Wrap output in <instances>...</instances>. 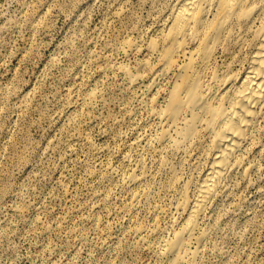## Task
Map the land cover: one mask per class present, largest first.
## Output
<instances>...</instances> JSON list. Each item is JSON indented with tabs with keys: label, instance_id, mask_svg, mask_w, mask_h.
<instances>
[{
	"label": "rangeland",
	"instance_id": "rangeland-1",
	"mask_svg": "<svg viewBox=\"0 0 264 264\" xmlns=\"http://www.w3.org/2000/svg\"><path fill=\"white\" fill-rule=\"evenodd\" d=\"M175 1L0 0V264H166L179 187L191 180L193 194L210 158L156 140L139 67L157 62L145 48ZM263 145L208 205L194 264H264Z\"/></svg>",
	"mask_w": 264,
	"mask_h": 264
},
{
	"label": "bare ground",
	"instance_id": "bare-ground-1",
	"mask_svg": "<svg viewBox=\"0 0 264 264\" xmlns=\"http://www.w3.org/2000/svg\"><path fill=\"white\" fill-rule=\"evenodd\" d=\"M167 26L145 48L157 53V62L139 67L151 75L150 106L162 124L156 140L195 159L205 147L210 151L194 193L191 180L179 187L181 218L163 251L166 264H194L207 236L199 229L208 205L228 176L242 171L248 177L254 166L246 153L264 144L257 137L264 122V0H176ZM127 46L141 49L131 41ZM222 52L229 54L224 67ZM146 173L131 169L130 182L140 184Z\"/></svg>",
	"mask_w": 264,
	"mask_h": 264
}]
</instances>
